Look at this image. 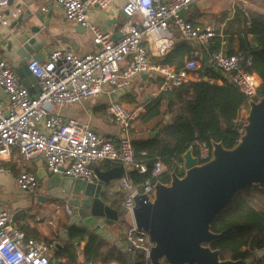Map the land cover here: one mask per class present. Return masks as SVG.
Instances as JSON below:
<instances>
[{
    "label": "built area",
    "instance_id": "built-area-1",
    "mask_svg": "<svg viewBox=\"0 0 264 264\" xmlns=\"http://www.w3.org/2000/svg\"><path fill=\"white\" fill-rule=\"evenodd\" d=\"M16 1L20 3L21 0ZM199 1L124 0L120 36L113 40L110 34L91 24L87 14L98 8L110 15L115 12L116 0H55L66 21L76 23L93 34L92 43L96 49L85 55L58 49L41 61L29 59L27 70L37 80L39 89L35 97L22 84L13 66L0 58V89L4 96L0 99V174L14 175L4 162L15 153L25 161L40 158L47 175L61 174L89 184L96 182L94 171L99 165L111 163L114 167H122L124 174L114 180L112 188L122 194L124 217L130 220L125 232L127 251L131 255H141L144 264H151L149 253L153 244L147 234L133 223V198L144 194L152 200L154 184L147 179L135 186L126 176L127 169L136 170L139 174L148 171L146 162L135 157L131 132L144 107L108 103L106 122L120 130L117 138L100 136L88 123L65 119L59 111L66 105L96 99L103 94L108 96L116 89L130 88L136 79L142 80V75L157 81L154 96L200 81L197 73L200 65L196 61H184L181 69L162 62L178 34L181 40L209 53L208 63L226 75L228 82L246 96L247 108H244L248 112V101L257 97L261 80L241 67L242 54L238 50L228 53L230 38L222 28L192 23L182 16L183 11ZM9 3L10 0H0V25L3 27H7L10 20L15 21L20 14L18 6L6 15ZM215 39L217 48L209 51ZM250 62L248 56L245 66H250ZM143 84L146 86L145 82ZM246 116L241 110L237 116V143L244 133ZM197 148L199 163L211 158V146L206 142L198 143ZM141 156L145 157V152ZM174 164L178 172L183 171V161H174ZM166 170L167 166L156 158L151 177H159ZM14 178L17 188L24 193L32 194L37 188V177L31 171L20 170ZM105 186L102 192L111 194L109 189L104 190ZM65 209L70 215V209L67 206ZM56 244L55 241L45 243L27 236L14 226L12 213L0 209V264H51L48 253Z\"/></svg>",
    "mask_w": 264,
    "mask_h": 264
},
{
    "label": "water",
    "instance_id": "water-1",
    "mask_svg": "<svg viewBox=\"0 0 264 264\" xmlns=\"http://www.w3.org/2000/svg\"><path fill=\"white\" fill-rule=\"evenodd\" d=\"M120 16L124 18L122 12ZM50 17L49 6L42 20L44 27H47ZM37 18L40 20L37 13L26 9L12 28L19 30L28 20ZM38 31V27H29L27 31L15 35L20 45L16 50L18 60L14 70L33 97L39 93V89L26 63L31 58L38 61L43 59L40 50L45 43L31 36ZM141 78L145 79L146 75ZM129 92L130 88L127 87L116 89L109 93V101L120 103ZM131 95L136 96V92L131 91ZM150 98L148 94L145 101ZM246 123L240 141L233 148L226 149L221 142L211 141V158L199 163L190 147L181 156L183 176L172 171L168 184L155 182L152 200L144 194L134 196L133 223L138 230L147 234L153 244L149 253L151 264H162L163 261L167 264H248L245 260L222 261L219 251L209 247L221 236L211 231L212 219L231 203L237 192L253 186L264 187V97L248 101ZM94 172L96 182L92 184L61 174H44L40 177L45 194L37 197L39 203L57 200L71 207L65 229L56 231L59 238L57 248L67 244L71 228H86L93 234L112 240L107 226L116 223L119 217L118 212L103 201L102 187L120 179L124 170L115 166L107 170L95 168ZM6 204L7 201L0 200V206ZM12 221H16V214L12 215ZM117 245L129 260L136 259L137 256L131 255L124 245ZM263 253L257 252L256 255L260 257Z\"/></svg>",
    "mask_w": 264,
    "mask_h": 264
},
{
    "label": "trees",
    "instance_id": "trees-1",
    "mask_svg": "<svg viewBox=\"0 0 264 264\" xmlns=\"http://www.w3.org/2000/svg\"><path fill=\"white\" fill-rule=\"evenodd\" d=\"M229 14L230 12L226 13L221 20L222 23L228 19L223 30L238 40V51L242 54L241 67L261 80L255 98L257 101L264 97V15L241 5L235 6L230 19ZM189 44L181 39L180 42H174L162 62L181 69L182 58L190 51ZM216 48L217 45L209 51ZM228 53L233 54L235 51L229 49ZM248 56L251 62L246 67L245 60ZM187 58L196 61L191 55ZM197 73L200 81L175 87L143 103L145 111L138 120L142 124L163 115H169L170 120L167 123L159 122L154 136L142 140L132 139L135 157L144 160L148 168L145 174H139L136 170L126 173L133 185H141L147 179L153 184L157 181L168 184L170 173L176 170L174 161L181 162L182 154L190 147L197 156V144L200 142H206L209 146L211 141L221 142L226 149L237 144L236 119L240 110L247 108L246 96L208 63L206 55L201 60ZM127 103L139 106L132 96H127ZM142 152H145V157L141 156ZM156 158L167 166V170L161 176L152 178L151 168ZM101 166L110 169L113 165L104 163L99 168ZM178 175L183 176V171L178 172ZM210 227L213 233L221 234L209 245L212 250L219 251L220 260H245L248 264H264V253L260 257L256 255L257 252H264V187L253 186L237 192L231 203L212 219ZM85 237H88V241L79 252L80 264H144L141 255L129 260L114 243L92 234L86 228H71L70 242L55 255L66 251L69 255V262L66 264H75L77 245ZM123 241L125 242V237ZM162 264L167 263L163 261Z\"/></svg>",
    "mask_w": 264,
    "mask_h": 264
},
{
    "label": "crops",
    "instance_id": "crops-1",
    "mask_svg": "<svg viewBox=\"0 0 264 264\" xmlns=\"http://www.w3.org/2000/svg\"><path fill=\"white\" fill-rule=\"evenodd\" d=\"M206 1L208 0H201L196 4L192 5L187 10L182 12V16L189 22L197 23V24H205L203 23V13L204 10L206 9ZM229 1H231L230 3L231 11H229L230 12L229 19L231 18V15L233 14V10L237 5L238 6L241 5L246 9L264 15L263 13H259L257 11L258 9L251 7L249 5L248 0H229ZM256 1L263 2L264 0H256ZM31 2L32 4L29 5ZM123 5H124V0H116L114 5L115 12L111 13L110 15L102 12L98 8L91 9L87 14V19L91 24L97 26L100 29V31L110 34L113 40H117L120 36L119 29L123 21V18L120 16L121 7ZM18 6H20L21 9L20 14L26 9H29L33 13H37L40 20L38 18L28 20L26 24L23 25V27L19 30H15L14 28H12V25L15 23L16 20L15 21L10 20L9 25L7 27H3L0 25V58L7 60L13 66V68H15V64L18 60V57L16 55V50L20 45L16 41L15 35L18 32L27 31L29 27L39 28V31L35 34H31V36L36 38L38 42L45 43L40 50L43 59H46L47 56L52 51L58 49L59 50L67 49L78 55L90 54L95 51L96 47L92 43L93 34L88 29H85L82 26H77L78 24L76 23H70L66 21L61 7L57 5L55 0H21L20 3H17L16 0H12L11 4L9 3V6L5 9L6 15H9V13L15 10ZM49 6L51 7V17L49 18L47 27H44L42 20L45 18ZM227 20L228 19H225V21L220 23L219 27L217 28L223 29ZM136 21H138L137 18ZM227 35L230 38L228 50L233 49L234 51H237L238 50L237 38H235V36L232 38L229 34ZM174 42H180V38L178 34H176ZM216 45H217V39L213 41L210 48ZM189 46H190V51L188 54H185L183 56L182 62L188 59L187 58L188 55H191L194 59H196V62L200 65V62L205 58V55L209 56V53L205 49H202L201 47H198L191 43L189 44ZM221 75L226 77V75L222 73ZM143 82L146 83V86H144ZM220 83L221 82H218V84ZM157 86L158 83L154 79L147 77L142 80L136 79L132 84V86L130 87V92L127 93L121 99V103L135 107L127 103V96H132L133 98H135L136 103H138L139 106L142 105L144 107L143 103H146L149 100H152L153 98L156 97L153 95V93L156 91ZM131 91H135L136 96L131 95ZM142 94L145 95L146 97L148 94H150L151 98L148 101H145L146 97L142 100H139ZM3 98L4 96L0 89V99ZM109 102L110 101L108 96L103 94L101 97H98L96 99L86 100L79 104L64 106L59 112L65 119H74L82 123H88L89 126L100 136L117 138L120 135V130L117 127L110 125L106 122L105 109ZM241 113L247 114L246 109L245 108L241 109ZM169 120H170L169 115H163L147 124H142L140 121H136L135 123H133L131 128L133 139H138V140L147 139L149 136H151L153 132L156 134L157 122L159 123L162 121L163 123L164 122L167 123ZM4 165L6 167L11 168L14 175L20 170H28L35 173L38 180V184L39 182H41L40 177L46 174L44 171L43 161L40 158H35L32 160L25 161L22 160L15 153L10 160L4 162ZM97 168H99V166ZM99 169L107 170L106 168H103V166H101V168ZM14 175L12 176L9 174H0V200L7 201V204L1 205L0 209H6V210L9 209L11 212L9 210L8 211L12 213V215L16 214V221L13 222L16 223L14 226L22 230L27 236L45 243H50L52 241H55L58 244L59 238L57 236L56 231L64 230L67 225L68 218L71 216V214L69 215L66 212L65 209L66 206L64 205V213L61 217H56L53 214L51 215L33 214L30 216L31 221L27 220L25 211L27 210L28 206L26 202L24 200L16 202V200L14 199L17 198H13L11 195H9V191H10L9 189L11 188V186H13L16 189L18 195H20L18 199H22V198L28 199V197L35 196L37 195L38 189L36 188V190L32 194H27L20 191L16 186ZM112 187H109L108 184L104 187V190L105 188L106 190L109 189L110 191H112V193L108 194L105 191H103V194L105 196H102V199L106 205L116 210L118 212V217H120L119 206L121 205L122 194L117 189H114ZM46 204L49 205L55 204L54 206L56 207L59 206L57 205V203H53L52 201L40 203L39 206L45 207ZM128 219L129 218L123 216V221L125 222V224L121 223L120 218H118V221L116 223L107 226L108 235H111L112 240H107L106 238L104 239L110 243H114L117 247H118L117 245L118 243L126 247V243L123 241V239L125 237V232L130 225V220ZM97 236L102 237L101 235H97ZM87 241L84 239L82 242H80L79 245H77L75 264L81 263V257L79 252H81V250L84 247V244ZM69 242H70V238L67 244ZM57 244L48 253L51 264L68 263L69 255L66 251L61 252L59 255H55V253L58 250L62 251V249L66 245L61 248H57ZM74 245L76 246V242L74 243ZM118 248L120 249V247Z\"/></svg>",
    "mask_w": 264,
    "mask_h": 264
},
{
    "label": "rangeland",
    "instance_id": "rangeland-1",
    "mask_svg": "<svg viewBox=\"0 0 264 264\" xmlns=\"http://www.w3.org/2000/svg\"><path fill=\"white\" fill-rule=\"evenodd\" d=\"M248 2H249V5L251 7L258 9L257 11L259 13L264 14V1L259 2L256 0H248ZM230 3H231V1H229V0H208V1H206V9L204 10V13H203V23H205L207 25H211V26L216 27V28L219 27L221 20L224 17V15L226 13H228L229 11H231ZM145 97L146 96L142 94L141 97L139 98V100H142ZM125 105H127V104H125ZM66 106H69V105H66ZM128 106H130V105H128ZM130 107L133 108L132 106H130ZM157 124H158V122H157ZM115 182L116 181H111L108 184L109 187H112L113 185H115ZM9 190H10L9 195H11L13 198H17V199H14V200H16V202L21 201V200H24L26 202L28 207H27V210L25 211V215L27 217V220H29V221H31L30 216L33 214H37V215H39V214H45V215L53 214L56 217H61L63 215V212L61 211V209L59 207L54 206L55 204L54 205L46 204L45 207L39 206L40 203L37 201V195L41 191H37V195L31 196V197H29V199H25V198L18 199L20 197V195H18V192L16 191V189L13 186H11V188ZM119 208H120V217H119L120 222L125 224V222L123 221L124 208L121 205L119 206ZM45 217H47V216H45ZM13 224L15 225L16 223H13Z\"/></svg>",
    "mask_w": 264,
    "mask_h": 264
},
{
    "label": "flooded vegetation",
    "instance_id": "flooded-vegetation-1",
    "mask_svg": "<svg viewBox=\"0 0 264 264\" xmlns=\"http://www.w3.org/2000/svg\"><path fill=\"white\" fill-rule=\"evenodd\" d=\"M44 185H43V183H41V182H39V184L37 183V189H38V191H41V193L40 194H38V196H44V194H45V191H44ZM37 196V197H38ZM50 201H52L53 203H57V205H59L58 207L61 209V211L64 213V205L65 206H67V204H65L64 202H62V201H57V200H50ZM49 201V202H50ZM69 209H71V207H69V206H67ZM71 211V210H70Z\"/></svg>",
    "mask_w": 264,
    "mask_h": 264
}]
</instances>
